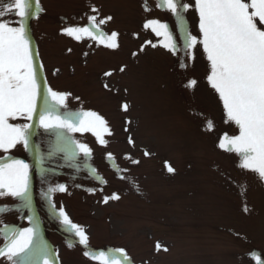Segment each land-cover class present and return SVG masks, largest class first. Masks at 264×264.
I'll return each mask as SVG.
<instances>
[{
	"label": "rangeland",
	"instance_id": "1",
	"mask_svg": "<svg viewBox=\"0 0 264 264\" xmlns=\"http://www.w3.org/2000/svg\"><path fill=\"white\" fill-rule=\"evenodd\" d=\"M11 3L0 0V10ZM39 5L33 0L34 12L23 20L34 62L43 65L37 112L32 120H9L32 126L28 147L0 150V165L23 159L29 166L27 205L0 189V249L7 225L17 232L33 228L32 244L46 248L49 264H103L93 258L100 253L121 264H256L253 253L264 259V179L240 167L238 153L219 147L239 127L207 79L211 62L202 45L188 48L186 31L201 36L198 11L181 8L185 19L178 24L161 0ZM2 19L21 23L14 11ZM150 21L168 28L146 27ZM70 27L89 33L77 40L66 34ZM112 33L115 48L108 46ZM192 79L197 84L188 87ZM48 88L67 93L64 104ZM45 107L61 118L94 112L105 123L83 131L45 129ZM58 185L66 191H49ZM114 195L119 199L104 202ZM61 210L83 228L87 246L64 225ZM31 260L43 264V257ZM0 264L12 261L0 256Z\"/></svg>",
	"mask_w": 264,
	"mask_h": 264
},
{
	"label": "snow or ice",
	"instance_id": "2",
	"mask_svg": "<svg viewBox=\"0 0 264 264\" xmlns=\"http://www.w3.org/2000/svg\"><path fill=\"white\" fill-rule=\"evenodd\" d=\"M161 6L176 17L178 24H182L185 19L180 13L181 8L187 10L194 7L198 11L201 36L198 38L186 31L188 48H193L197 43L202 45L208 61L211 62V74L207 79L219 94L228 119L239 127V135H225L219 147L238 153L241 156L239 166L258 173L264 179V0H194V4L185 3L183 0H161ZM39 7V0H35V8ZM13 11L21 18L19 26H12L2 19ZM33 12V0H12L7 12L0 10V150L3 151L14 148L18 143L28 147L29 129L32 126L12 124L9 120L18 117L32 120L42 92L38 78L43 65L37 66L34 62L31 42L23 24V20ZM106 19L110 20L111 17ZM95 20V16L90 17V21ZM151 25H159L165 30L168 28L167 24L159 21H150L145 26ZM65 32L79 40L81 37L78 33H89V29L70 27ZM117 35L111 34L112 43L109 47H117ZM171 50H175L174 44ZM196 84L197 81L192 79L187 86L195 87ZM48 93L57 105L64 104L68 95L51 88H48ZM45 103L47 104V99ZM123 107L127 110L128 106L125 104ZM53 111L54 108L45 107L40 113V124L45 129L59 127L70 131H83L85 126L105 123L94 112L68 113L61 118L53 117ZM77 123L80 124L79 128L76 127ZM211 128L209 121L208 129ZM78 147L85 155L90 154L91 150L85 145ZM28 168L20 160L0 165V189H7L9 195L25 200L26 205ZM167 170L175 171L170 165ZM49 191H66V188L58 185ZM4 194L0 192V195ZM108 199H119V196L105 197L104 202L107 203ZM60 217L69 231L79 237V242L87 246L88 237L83 228L73 224L63 210L60 211ZM4 228L7 243L0 249V256L7 257L12 264H34L31 257H43V264H49L46 248L34 247L32 244L33 228L24 229L22 232L7 225ZM156 247L160 250L159 244ZM116 251L127 259L123 249ZM85 255L89 253L85 252ZM93 258L100 259L103 264H121L118 259L110 260L104 253ZM252 258L256 264H264L260 254L253 253Z\"/></svg>",
	"mask_w": 264,
	"mask_h": 264
},
{
	"label": "water",
	"instance_id": "3",
	"mask_svg": "<svg viewBox=\"0 0 264 264\" xmlns=\"http://www.w3.org/2000/svg\"><path fill=\"white\" fill-rule=\"evenodd\" d=\"M18 160H20V161H23L25 164H27V162L25 161V160H23V159H18ZM30 175H28V180L30 179Z\"/></svg>",
	"mask_w": 264,
	"mask_h": 264
}]
</instances>
